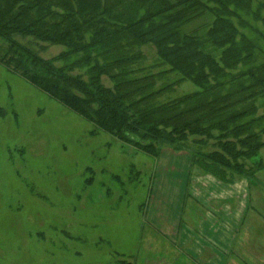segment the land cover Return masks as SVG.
Masks as SVG:
<instances>
[{"label":"trees","instance_id":"trees-1","mask_svg":"<svg viewBox=\"0 0 264 264\" xmlns=\"http://www.w3.org/2000/svg\"><path fill=\"white\" fill-rule=\"evenodd\" d=\"M0 39V64L122 143L226 184L264 171V0H0Z\"/></svg>","mask_w":264,"mask_h":264},{"label":"rangeland","instance_id":"rangeland-1","mask_svg":"<svg viewBox=\"0 0 264 264\" xmlns=\"http://www.w3.org/2000/svg\"><path fill=\"white\" fill-rule=\"evenodd\" d=\"M21 42L44 59L65 50L31 39ZM144 52L143 67H151L155 52ZM174 79L169 74L163 81ZM197 90L186 82L176 93ZM255 160L264 161V148ZM199 172L205 174L189 153L163 147L157 158L145 154L97 130L0 64V264H169L180 253L173 236L153 231L167 228L153 214L172 223L180 216V226L198 227L199 216L188 212L183 200L195 198ZM244 180L255 201L250 204L255 214L248 216L257 217L264 171L252 182L237 176L233 184ZM250 218L240 230H255V243L242 245L240 231L227 258L234 264L259 263L257 218Z\"/></svg>","mask_w":264,"mask_h":264},{"label":"crops","instance_id":"crops-1","mask_svg":"<svg viewBox=\"0 0 264 264\" xmlns=\"http://www.w3.org/2000/svg\"><path fill=\"white\" fill-rule=\"evenodd\" d=\"M239 185H242V188L238 187ZM239 185L223 183L209 174L200 172L195 174L193 186L195 198L193 195L184 198L183 203L185 202L188 212H194L199 216L196 223L199 224L198 227L180 226V216L172 223L167 217L164 221L162 214L159 216L153 214V219L167 224L165 230L159 226L153 231L163 237L168 234L173 236L172 245L180 253L178 258L171 260L169 264H234V259L227 258L238 240L239 232L243 231L244 237L240 240L242 245L246 247L255 243L253 237L255 230H250V226L240 230L243 220L250 217L252 220L257 218L256 243L259 256L256 259L259 263H264V256L261 257L260 253L264 251V198H257L260 210L256 211L257 217L253 216L254 210L251 212L250 208L255 201L251 197L250 184L244 180ZM251 213L254 214L249 217ZM151 247L154 248L152 245Z\"/></svg>","mask_w":264,"mask_h":264}]
</instances>
